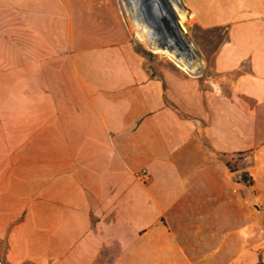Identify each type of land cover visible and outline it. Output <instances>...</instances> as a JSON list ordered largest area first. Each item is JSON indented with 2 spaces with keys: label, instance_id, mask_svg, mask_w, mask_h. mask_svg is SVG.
<instances>
[{
  "label": "crops",
  "instance_id": "crops-1",
  "mask_svg": "<svg viewBox=\"0 0 264 264\" xmlns=\"http://www.w3.org/2000/svg\"><path fill=\"white\" fill-rule=\"evenodd\" d=\"M185 3L204 79L118 0H0L2 264H264V0Z\"/></svg>",
  "mask_w": 264,
  "mask_h": 264
},
{
  "label": "bare ground",
  "instance_id": "bare-ground-1",
  "mask_svg": "<svg viewBox=\"0 0 264 264\" xmlns=\"http://www.w3.org/2000/svg\"><path fill=\"white\" fill-rule=\"evenodd\" d=\"M136 0H118L119 11L123 17L131 12ZM142 3L143 10L138 15L140 29L144 39L150 40L154 54L167 58L183 73L198 78L204 69L201 56L196 53L195 46L188 41L187 30L177 12L175 0H137ZM167 18L173 35H167L159 21ZM153 41V42H152ZM197 75V76H196Z\"/></svg>",
  "mask_w": 264,
  "mask_h": 264
},
{
  "label": "rangeland",
  "instance_id": "rangeland-1",
  "mask_svg": "<svg viewBox=\"0 0 264 264\" xmlns=\"http://www.w3.org/2000/svg\"><path fill=\"white\" fill-rule=\"evenodd\" d=\"M175 2L177 6V12L179 16L181 17L183 24L187 30L186 37L188 41H190L195 46L196 53L201 56V59L204 64V69L202 70L200 79H204L208 76H211L213 73L211 55L204 54L203 50L209 46H212L211 44L212 43V33L211 32H199V31L195 33V31L198 29V26L192 23V21H189L188 18L186 17L185 0H175ZM190 9L192 8H189V10ZM142 10H143L142 3L136 0L134 1V4L132 5L131 12L127 14L125 17H123L119 11L120 15L122 16V19L124 20L128 28V31L131 37V42L134 43L137 50L146 53L150 61L156 62V63H167V64L172 65L174 68H176L174 64L170 62L167 58L154 54L151 50L150 40L144 39L143 32L140 29L141 25L138 22V15L141 14ZM190 12L192 15H194L197 18L194 11L190 10ZM256 209H257L256 207H254V209L252 208L253 224L251 227L254 228V230H252L251 233H252L253 238H259L263 234V231H261L260 229L262 226L261 225L262 220H261L260 214L256 212L257 211Z\"/></svg>",
  "mask_w": 264,
  "mask_h": 264
},
{
  "label": "built area",
  "instance_id": "built-area-1",
  "mask_svg": "<svg viewBox=\"0 0 264 264\" xmlns=\"http://www.w3.org/2000/svg\"><path fill=\"white\" fill-rule=\"evenodd\" d=\"M184 75L188 76L187 74L184 73ZM197 76V75H196ZM189 77V76H188ZM201 77V74L200 76ZM244 174L243 173H237V179L244 185H249L250 181L247 179L246 180L243 179ZM138 179L141 180L142 182H147L150 178L149 174L147 173L146 170H141L138 174ZM0 264H2V262L0 261Z\"/></svg>",
  "mask_w": 264,
  "mask_h": 264
},
{
  "label": "water",
  "instance_id": "water-1",
  "mask_svg": "<svg viewBox=\"0 0 264 264\" xmlns=\"http://www.w3.org/2000/svg\"><path fill=\"white\" fill-rule=\"evenodd\" d=\"M159 21L161 22V25L165 28L167 35L169 37L173 35V30L168 22L169 20L167 18L160 17Z\"/></svg>",
  "mask_w": 264,
  "mask_h": 264
},
{
  "label": "trees",
  "instance_id": "trees-1",
  "mask_svg": "<svg viewBox=\"0 0 264 264\" xmlns=\"http://www.w3.org/2000/svg\"><path fill=\"white\" fill-rule=\"evenodd\" d=\"M243 179L246 180V176L245 175L243 176Z\"/></svg>",
  "mask_w": 264,
  "mask_h": 264
}]
</instances>
